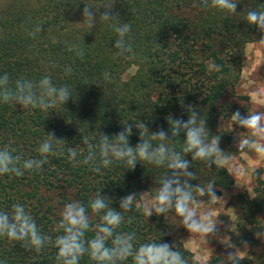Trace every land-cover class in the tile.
<instances>
[{
	"label": "trees",
	"instance_id": "1",
	"mask_svg": "<svg viewBox=\"0 0 264 264\" xmlns=\"http://www.w3.org/2000/svg\"><path fill=\"white\" fill-rule=\"evenodd\" d=\"M105 3L114 4L121 23L131 25L134 57L115 55L116 34L109 22L100 19ZM237 3V13L226 16L208 7L205 0H8L0 7V75L6 72L12 80L35 81L48 75L55 85H68L72 98L48 111L0 103V148L8 146L16 149L14 155L40 158L36 150L48 133L66 141L56 148L63 154L49 155L42 170L20 177L0 176V210L10 211L13 204H22L41 233L54 239L61 234L55 231L60 212L71 201L87 208L100 192L112 201L110 207L119 210V200L136 193L143 205L144 195L155 196L166 168L142 162L128 170L114 162L97 173L88 165L70 162L64 152L68 146L75 147L77 159L82 160L81 150H87L83 139L97 143L99 132L115 135L124 127L122 123L133 126L129 142L135 146L139 143L138 122H144L150 131L168 130L166 117L186 120L192 107L204 116L209 132L220 136L221 149L228 156L235 152L230 134L244 129L233 125L230 117L237 110L247 115L250 107L249 97L237 92L244 47L262 35L245 21V14L260 9L264 0ZM85 5L97 14L92 29L83 23ZM37 25H42L41 32L30 35ZM70 46L83 49V57L70 51ZM69 67L71 75H66ZM132 67L135 73L125 78ZM105 72L110 74L107 80ZM227 124L231 130L225 128ZM183 140L181 134L169 146L182 153ZM185 158L191 161V154ZM190 170L197 176L190 181L193 186L214 182L218 197L234 186L233 176L223 166L209 168L203 161H193ZM257 187L258 195L253 200L243 198L237 212L235 231L245 241L250 240L251 229L264 231V182L258 180ZM88 211L95 225L99 217ZM172 214L147 218L134 205L118 231L134 232L137 247L152 241L173 244L188 264H199L172 234L167 223ZM93 235L86 234L88 238ZM56 254L51 246L36 251L23 242L0 237L4 264H56ZM238 260V264H247L245 258ZM220 261L213 259L212 263ZM249 263L264 264V251ZM79 264L95 262L84 255ZM122 264H132L131 258Z\"/></svg>",
	"mask_w": 264,
	"mask_h": 264
},
{
	"label": "clouds",
	"instance_id": "2",
	"mask_svg": "<svg viewBox=\"0 0 264 264\" xmlns=\"http://www.w3.org/2000/svg\"><path fill=\"white\" fill-rule=\"evenodd\" d=\"M208 7L215 9L226 16L237 13V0H205ZM114 4L105 3L100 19L109 22L116 34L114 48L117 56L134 57L133 44L131 42V25L121 23L118 13L114 14ZM83 23L89 29L96 26L97 14L91 6L83 8ZM245 21L249 25H255L262 34L256 41L264 45V5L260 9H252L245 14ZM42 25H37L34 36L41 32ZM78 57H83V49L70 46ZM66 75H71V68L65 69ZM109 73H104V78L109 79ZM72 98V90L68 85L57 86L52 82L51 76L45 75L39 81L20 77L12 80L8 73L0 75V103L19 105L21 108L40 109L48 111L59 105H64ZM168 130L160 128L150 131L144 122H138L135 128L139 131V143L132 146L129 137L133 134V126L122 123L124 127L115 135H107L99 132L98 142L90 143L86 139V153L82 160H78V151L75 147H67L64 152L67 159L74 164L88 165L91 171L99 173L101 168H108L114 162L121 163L126 169L132 170L138 163L146 162L157 168H166L167 172L158 181L155 188V196L147 200L143 205L137 200L136 193H130L119 200V210L110 207L112 201L97 193L92 197L87 208L79 201L67 203L60 212V220L55 226V231L61 233L54 239L51 235H44L39 230L32 215L26 211L22 204H13L11 210H0V237H6L12 241L23 242V246L29 249L41 251L45 246L57 249L56 264H79L82 256L87 255L95 264H122L131 258L132 264H188L183 254L176 250L175 245L159 242H147L137 247L136 234L134 232L118 231L125 223V213L136 209H142L143 215H165L172 212L179 217V225L189 233L208 238L217 232L218 217L213 219L212 212L205 210L197 212V208L203 201L202 197H208L212 202L222 200L215 192L214 182H208L205 186L190 181L196 180V173L191 171L193 161H203L210 168L218 161L229 159V156L220 147V136L212 135L206 126L204 116L192 107L188 109L187 119L166 117ZM230 120L246 130L236 137L239 150L249 148L260 155H264V111H249L242 115L235 111ZM170 133V135H169ZM184 135L182 153L170 147L174 138ZM66 144V141L55 136L54 132L47 134V138L40 143L37 152L40 158H24L14 153L16 149L8 146L0 148V176H23L25 172L42 170L49 155L63 154L57 152V146ZM191 154V161L186 155ZM261 178V177H259ZM91 214L99 217V222L92 224ZM132 218H128V223ZM88 232H94L90 238ZM258 238H264V232L256 233ZM247 249V242H243ZM232 248L231 244L228 245ZM237 252H229L225 264H238ZM0 264H4L0 261Z\"/></svg>",
	"mask_w": 264,
	"mask_h": 264
},
{
	"label": "rangeland",
	"instance_id": "3",
	"mask_svg": "<svg viewBox=\"0 0 264 264\" xmlns=\"http://www.w3.org/2000/svg\"><path fill=\"white\" fill-rule=\"evenodd\" d=\"M8 0H0L2 7ZM243 68L241 72L237 92L249 97V111H264V45L249 43L245 45L243 52ZM135 67L130 68L125 78L133 75ZM248 111V112H249ZM247 112V114H248ZM225 128L231 130L230 124ZM243 131L231 132L233 152L229 159L218 161L217 165L225 167L234 178V186L231 190L223 193L222 200L215 202H202L197 208V212L205 210L212 212L213 219H218L217 232L203 238L189 233L184 227L179 225V217L175 214L169 215L167 223L172 227V234L178 237L183 247L192 254L193 260L199 264H213V259L221 258L222 264L229 252H237L238 259H247V264L254 261L264 251V238H258L256 233L264 232L251 229L250 240L245 249L243 242L244 235L235 231V222L239 205L243 198L253 200L258 195L257 181L264 182V155H260L255 150L244 148L239 150L236 137ZM264 143V141H261ZM261 177V178H259ZM151 198L143 196V203ZM258 219L259 216H258ZM247 229H249L247 227ZM231 244L232 248L228 245ZM250 264V263H249Z\"/></svg>",
	"mask_w": 264,
	"mask_h": 264
}]
</instances>
